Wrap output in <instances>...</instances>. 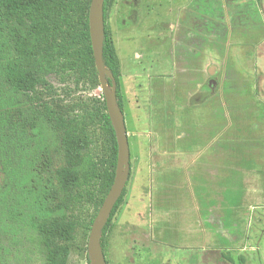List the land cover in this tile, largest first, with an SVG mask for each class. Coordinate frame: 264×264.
I'll list each match as a JSON object with an SVG mask.
<instances>
[{
  "label": "rangeland",
  "instance_id": "rangeland-1",
  "mask_svg": "<svg viewBox=\"0 0 264 264\" xmlns=\"http://www.w3.org/2000/svg\"><path fill=\"white\" fill-rule=\"evenodd\" d=\"M258 2L261 9L255 0H241L239 5L229 0L111 1L106 23L119 60L131 170L123 202L106 235L103 249L109 264H264V178L246 175L251 190L247 184L243 189L240 182L236 189L226 191L221 183L224 169L211 171L199 165L196 158L198 152L203 156L210 150L204 136L194 141L195 151L180 148L183 141H179L174 126V107L184 98L178 86L182 80L178 79V67L162 70L172 67L168 56L172 38L165 34L163 39L162 28H167L181 11L183 19L202 29L204 41H211L209 35L217 34L212 44L214 53H200L198 83L208 89V68L214 65L212 78L216 82H224L227 72H231V80L241 78L240 89L251 91L256 86L260 93L261 87L259 97L264 101V40L259 43L264 37V0ZM245 77H253L250 86L243 80ZM48 80L52 88L44 98L54 109L69 115L95 116L89 128L93 139L90 154L111 172L112 137L101 117L105 97L96 67L79 80L76 73L52 74ZM219 85L217 82L216 88ZM7 95L6 91L0 92V97ZM199 100L198 96L191 101L187 98L191 103ZM221 101L225 102L226 97ZM254 115L264 118L262 111L240 113L244 119L238 123L240 131L252 123ZM234 137L241 138L239 132ZM221 138L222 135L219 142ZM235 140L241 142L239 138ZM214 146L211 148L220 149L219 144ZM182 149L191 152L181 154ZM40 152L37 142V157ZM195 186L201 189H190ZM193 197L234 199L233 206L227 209L238 208L239 216L225 225L240 232L242 238H230L228 245L247 248L223 253L221 246H204L208 244L188 235L184 222L177 221V207L171 205H176L178 199ZM239 200H243L241 208L234 206ZM99 208L83 202L73 209L71 216L80 225L74 232L68 264H88L89 235ZM18 238L21 254L17 263L42 264L32 233L22 229ZM219 241L227 242L222 237Z\"/></svg>",
  "mask_w": 264,
  "mask_h": 264
},
{
  "label": "trees",
  "instance_id": "trees-1",
  "mask_svg": "<svg viewBox=\"0 0 264 264\" xmlns=\"http://www.w3.org/2000/svg\"><path fill=\"white\" fill-rule=\"evenodd\" d=\"M111 1L103 0V60L124 112L119 60L106 23ZM91 2L0 0V92H8L0 97V264H18L22 229L32 233L42 264H68L80 225L73 209L83 202L100 207L114 182L118 142L106 101L101 117L112 137L111 172L90 154L95 116L69 115L44 98L52 88L49 75L76 73L79 80L96 67ZM126 187L103 227V248ZM87 262L94 264L90 249Z\"/></svg>",
  "mask_w": 264,
  "mask_h": 264
},
{
  "label": "crops",
  "instance_id": "crops-1",
  "mask_svg": "<svg viewBox=\"0 0 264 264\" xmlns=\"http://www.w3.org/2000/svg\"><path fill=\"white\" fill-rule=\"evenodd\" d=\"M229 1L233 5H239L238 2L241 0ZM255 1L260 8L258 0ZM167 16L169 17L168 14ZM168 24L167 28L166 26L162 28V37L164 39L165 34H168L167 36L172 38V49L169 50L170 54L168 55L171 57L172 67H163L162 70L178 67V79L182 80L178 86L181 88L180 91L184 98L183 101L177 102L174 107V126L179 141H183L180 148L186 147L187 150L192 148L195 151L196 147H192L194 141L204 136L210 150L206 153L207 155L203 156L198 152L196 158L199 159V165L209 168L211 171L224 169L223 174H221V183H223L222 186H225L226 191L236 189L240 182L243 189H245L244 185L246 184L248 185L247 188L250 189L251 182L246 181V175L264 178V118L254 115V118H251L252 123L242 131L239 130L238 123L244 122L243 116H240L241 112L262 111L264 115V101L259 97L263 93V89L260 87V93L256 86H253L251 91L249 88L240 89L242 86L241 78L235 81L231 80L233 78L231 72H227L224 82L217 81L220 85L216 88V79L212 78L213 75L210 74V69L216 67L214 65L208 68L210 76L206 78L208 89H205L197 81V76L200 74L197 66L201 52H205L207 55L214 53L215 45L212 44L217 34L216 36L209 35L211 41H204L202 29H197L190 20L183 19L181 11L177 13L176 18L172 17V21ZM263 38L259 40V43L264 40ZM239 43L245 45L246 42L239 40ZM251 78L253 79V77ZM212 79L215 80V84L214 81H211ZM250 79L245 77L243 80L248 81L250 86L252 83ZM210 81L214 88L209 86ZM223 84L224 86H222ZM253 84L255 85V83ZM195 96L200 97L199 102L191 103L190 101ZM188 97L190 101H187ZM222 97H226L225 102L221 101ZM231 132L233 137L239 132L241 138L234 137L233 139ZM221 135L223 139L221 138L219 142ZM235 138L241 139V142L236 143ZM212 144L215 146L219 144L220 149H212ZM179 152L187 155L191 151L182 149ZM190 189L200 190L201 187L195 186ZM233 200L229 198L193 197L178 199L176 205L171 206L177 207L176 212L179 217L177 221L184 222L185 231L188 235L199 238L208 244L204 246H211L212 248H217V245L221 246L220 249L224 251L223 253L237 249L241 252L247 248L246 245H241L238 248L228 245L230 238H242L240 232L236 233L235 230L227 228L225 225L227 220L234 221L235 217L239 216L238 208L227 209L229 206H233ZM241 201L243 200H239V204L234 206L241 208L242 205L240 204L243 203ZM220 237L227 242L221 243Z\"/></svg>",
  "mask_w": 264,
  "mask_h": 264
},
{
  "label": "water",
  "instance_id": "water-1",
  "mask_svg": "<svg viewBox=\"0 0 264 264\" xmlns=\"http://www.w3.org/2000/svg\"><path fill=\"white\" fill-rule=\"evenodd\" d=\"M89 22L95 66L98 72L100 86L105 97L107 112L114 126L118 142L115 179L99 208L89 235L90 256L94 264H109L101 244V234L114 205L129 179L131 170V150L124 112L117 105L115 91L112 90L107 83V76L110 75V72L105 68L103 60V41L105 34L103 0H92L89 11ZM210 74H215L213 68L210 69ZM211 81H214V84L216 83L214 79ZM211 81L209 86L214 88Z\"/></svg>",
  "mask_w": 264,
  "mask_h": 264
}]
</instances>
